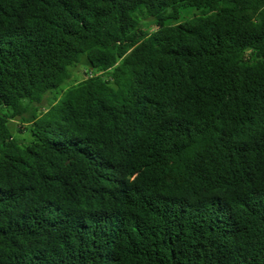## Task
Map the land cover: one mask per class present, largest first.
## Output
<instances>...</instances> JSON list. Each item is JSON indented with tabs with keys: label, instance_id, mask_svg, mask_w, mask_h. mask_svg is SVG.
Segmentation results:
<instances>
[{
	"label": "trees",
	"instance_id": "16d2710c",
	"mask_svg": "<svg viewBox=\"0 0 264 264\" xmlns=\"http://www.w3.org/2000/svg\"><path fill=\"white\" fill-rule=\"evenodd\" d=\"M0 264H264V0H0Z\"/></svg>",
	"mask_w": 264,
	"mask_h": 264
},
{
	"label": "rangeland",
	"instance_id": "374dc122",
	"mask_svg": "<svg viewBox=\"0 0 264 264\" xmlns=\"http://www.w3.org/2000/svg\"><path fill=\"white\" fill-rule=\"evenodd\" d=\"M199 14V11L193 8H187V9H182L180 11V19L179 21L184 22L187 21L189 18L195 16ZM83 76L79 75L78 79H82ZM49 102L46 100L44 101L43 107L47 108L48 107ZM13 126L14 129H20L21 133H23V131L26 130V127L28 126L27 123L23 122V120L20 117H17L13 120ZM25 136H27V138L29 137L28 134H25Z\"/></svg>",
	"mask_w": 264,
	"mask_h": 264
}]
</instances>
